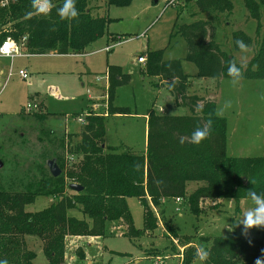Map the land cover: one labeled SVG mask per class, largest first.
Segmentation results:
<instances>
[{
  "label": "rangeland",
  "instance_id": "obj_1",
  "mask_svg": "<svg viewBox=\"0 0 264 264\" xmlns=\"http://www.w3.org/2000/svg\"><path fill=\"white\" fill-rule=\"evenodd\" d=\"M170 1L131 0L126 6H110L106 10L105 0H90L93 15L108 13L112 21L106 34L90 44L85 54H33L16 57L12 65L9 59H2L0 190L36 191L38 195L33 203L25 205L26 211L35 213L56 200L57 195L51 192L53 181L48 178L51 174L47 160L59 154L66 167L72 168L81 159L80 155H67L64 143L77 140L81 114L105 113L103 87L98 86L95 77L104 73L107 64L121 67L130 76L128 83L116 88L113 100V105L127 107L130 113L105 117L103 139L110 150L143 153L147 134L145 113L149 108L157 112L163 108V113L173 115L191 113L189 106L174 103L172 93L161 85L159 78L142 73L145 62L141 64L137 57L144 56L146 60L150 50L162 49L163 60L180 59L188 76V93L213 99L216 114L223 108L220 116L226 119L227 155L263 154L264 78L198 76L195 64L185 59L186 41L176 30L184 23L208 21L214 41L233 55L238 64H244L264 43V4L261 29L257 32L258 21L248 16L243 0H231L233 9L229 15L200 12L193 1ZM237 29L252 39L243 50L233 48L232 32ZM110 36H119L121 40L115 43ZM112 44L115 45L111 49H104ZM19 69L26 72L25 77L18 73ZM27 103H36L37 107L27 110ZM41 112L45 114L42 118L38 115ZM70 182L66 180V187ZM196 186L190 182L187 192ZM126 202L134 229H141L142 205L134 196H128ZM253 206L251 199L234 202L205 198L202 211L195 215L184 199L165 198L160 206L152 207L158 226L151 232L134 233L124 221L117 220L106 221L103 234L96 237L66 234L63 264H179L182 253L195 255L189 264H204L197 250H207L209 243L201 241L199 235L255 236L260 226L245 229L238 222ZM67 214L90 222L78 209H70ZM165 222L170 228H166ZM24 240L36 253L33 263L48 264L42 239L25 236ZM260 254L264 261V242Z\"/></svg>",
  "mask_w": 264,
  "mask_h": 264
},
{
  "label": "trees",
  "instance_id": "obj_2",
  "mask_svg": "<svg viewBox=\"0 0 264 264\" xmlns=\"http://www.w3.org/2000/svg\"><path fill=\"white\" fill-rule=\"evenodd\" d=\"M185 1H193L200 12L229 15L233 9L231 0ZM89 2L75 0L78 15L61 19L56 9L63 0H49L52 7L47 14L38 13L32 7V0H7L5 5H0V42L5 37L17 42L25 37L23 48L30 54L86 53L85 49L90 44L106 34L112 21L108 13L93 15ZM130 2L105 0L106 10L110 6L121 7ZM243 3L248 16L258 21L256 31L259 32L264 0H243ZM176 32L185 39V59L195 64L198 76L230 77L228 62L232 61L241 69L239 78H264V43L255 49L246 63L238 64L233 55L214 41L212 25L208 21L181 24ZM109 39L116 43L121 37L110 36ZM237 40L243 41L246 47L252 42L239 29L232 32V41L235 50H242L237 46ZM106 69L107 114L87 113L75 135L77 140L72 144L70 140L64 143L67 155H80L81 159L76 166L67 168L62 155L54 154L52 157L61 169L58 176L48 177L53 181L51 192L57 195L56 200L31 213L25 210V205L35 201L36 191L0 190V259L7 260L8 264H34L36 253L27 247L25 236L42 239V251L48 264H63L66 234L96 237L103 234L106 221L117 220L124 221L134 233L151 232L158 226L152 207L160 206L165 198L184 199L188 210L198 215L205 198L237 202L251 199L247 195L250 190L264 195V128L261 156L227 155L226 119L216 114L213 99L188 93V76L180 59L163 60L162 49L147 51L141 71L159 78V82L172 93L174 103L189 106L191 113L173 115L149 108L145 113V152L110 150L103 139L105 117L130 113L127 107L113 105L116 88L128 83L130 76L117 65L107 64ZM38 115L41 118L45 116L42 112ZM197 127L208 130V135L199 144H193L191 133ZM67 179L82 186V190L76 192L66 187ZM190 182L197 186L187 192ZM128 196L136 197L143 207L141 229L133 227L126 202ZM70 209H78L90 222L68 215ZM165 226L170 228L168 222ZM198 238L209 243L206 250L209 255L204 264H255L257 258L262 260L264 226L259 227L255 236L199 235ZM186 255L182 253L179 264H189L195 257L193 253Z\"/></svg>",
  "mask_w": 264,
  "mask_h": 264
},
{
  "label": "clouds",
  "instance_id": "obj_3",
  "mask_svg": "<svg viewBox=\"0 0 264 264\" xmlns=\"http://www.w3.org/2000/svg\"><path fill=\"white\" fill-rule=\"evenodd\" d=\"M32 7L38 12L47 14L52 5L49 3V0H32ZM57 14L61 19H71L75 18L78 13L75 8V0H63V3L60 7L56 9ZM237 46L240 49H245L246 45L241 40L236 41ZM228 74L234 80L238 79L241 75V69L237 65L229 61L228 62ZM228 105L225 104L226 108ZM199 110V109H197ZM223 114V108L218 112V115ZM211 128V123L209 122V129ZM208 135V130L203 127H197L191 133V141L193 144H199L206 136ZM247 195L251 198L253 202V207L246 211L242 218L238 221L243 225L245 229L251 228L253 226H264V195L257 194V192L250 190ZM197 255L201 262L205 261L209 255L203 247L197 250ZM0 264H8L7 260L0 259ZM255 264H264L260 258H257Z\"/></svg>",
  "mask_w": 264,
  "mask_h": 264
},
{
  "label": "built area",
  "instance_id": "obj_4",
  "mask_svg": "<svg viewBox=\"0 0 264 264\" xmlns=\"http://www.w3.org/2000/svg\"><path fill=\"white\" fill-rule=\"evenodd\" d=\"M174 0H171L170 3H173ZM7 3V0H0V5H5ZM25 41V37H22L20 42L15 41L11 37H5L4 39L1 40L0 42V57H7L9 59H13L15 57H26L31 55L28 53L24 48H23V42ZM113 45H107L105 46L104 49L108 50L111 48ZM137 61L140 63L145 62V57L144 56H138ZM18 73L21 74L23 77L26 76V72L23 69H19ZM97 82H101V79H103L102 82V87H103V97L105 98V114L107 113V99H108V71L107 69L104 71V73L101 76H96L95 77ZM89 92V90H86ZM37 104L34 103L33 105L30 103H27L26 109L30 110L32 108H36ZM87 113H83L78 117V121L81 123L84 122V117ZM104 114V113H103ZM177 201L180 200V198H175Z\"/></svg>",
  "mask_w": 264,
  "mask_h": 264
},
{
  "label": "water",
  "instance_id": "obj_5",
  "mask_svg": "<svg viewBox=\"0 0 264 264\" xmlns=\"http://www.w3.org/2000/svg\"><path fill=\"white\" fill-rule=\"evenodd\" d=\"M46 164H47L48 170L52 176L56 177L61 173V169L58 166V164L56 163L54 158L47 160ZM68 187L71 188L72 190L76 191V192L82 190V186H80L77 183H70V184H68Z\"/></svg>",
  "mask_w": 264,
  "mask_h": 264
},
{
  "label": "crops",
  "instance_id": "obj_6",
  "mask_svg": "<svg viewBox=\"0 0 264 264\" xmlns=\"http://www.w3.org/2000/svg\"><path fill=\"white\" fill-rule=\"evenodd\" d=\"M102 49V48H101ZM109 49H111V48H109ZM106 50V49H105ZM82 54H85V53H82ZM31 55H33V54H31ZM72 55H81V54H72ZM2 59H9V58H7V57H0V73L2 72V68H3V66H4V63L2 62ZM14 59H16V57L15 58H13V59H9V61H10V65H12L14 62ZM142 64V63H141ZM107 66V65H106ZM105 70H106V67H105ZM102 82H103V79H101V82L98 84V86H101L102 85ZM162 86H163V84H161ZM187 89H188V84H187ZM196 94V93H195ZM159 111H160V113H163V108H160L159 109ZM105 114V113H104ZM107 114V113H106ZM105 114V115H106ZM145 119H146V122H147V118H146V114H145ZM146 125H147V123H146ZM105 144V143H104ZM145 152V150L143 151V153Z\"/></svg>",
  "mask_w": 264,
  "mask_h": 264
}]
</instances>
